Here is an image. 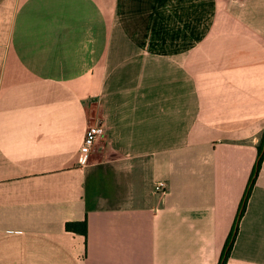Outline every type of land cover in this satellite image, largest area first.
<instances>
[{
  "label": "crops",
  "instance_id": "1",
  "mask_svg": "<svg viewBox=\"0 0 264 264\" xmlns=\"http://www.w3.org/2000/svg\"><path fill=\"white\" fill-rule=\"evenodd\" d=\"M263 131L264 0H0V264H217Z\"/></svg>",
  "mask_w": 264,
  "mask_h": 264
},
{
  "label": "trees",
  "instance_id": "2",
  "mask_svg": "<svg viewBox=\"0 0 264 264\" xmlns=\"http://www.w3.org/2000/svg\"><path fill=\"white\" fill-rule=\"evenodd\" d=\"M263 145H264V131H263V134L260 137L259 143L257 145V158H256V161L253 165L250 178L248 180V183L246 185L242 200L240 202L234 224H233L232 229L228 235V238H227L226 243L224 245V249L222 251L219 262L217 264H224L226 258L229 255L230 249L232 247L233 241H234L235 236H236L238 221H239L240 217L242 216V214L244 213L248 196H249L251 189L253 187V184L256 180V177L258 175V172H259V169H260L263 157H264ZM65 228L67 230L79 232L83 235H86V222H85V220L75 221V222H66Z\"/></svg>",
  "mask_w": 264,
  "mask_h": 264
},
{
  "label": "built area",
  "instance_id": "3",
  "mask_svg": "<svg viewBox=\"0 0 264 264\" xmlns=\"http://www.w3.org/2000/svg\"><path fill=\"white\" fill-rule=\"evenodd\" d=\"M105 132V126L102 122L89 125L85 132L80 144L79 150L76 155V163L78 165H84L93 149L96 140L101 137ZM167 187V181L165 179H159L155 183L154 189L156 191H164Z\"/></svg>",
  "mask_w": 264,
  "mask_h": 264
},
{
  "label": "water",
  "instance_id": "4",
  "mask_svg": "<svg viewBox=\"0 0 264 264\" xmlns=\"http://www.w3.org/2000/svg\"><path fill=\"white\" fill-rule=\"evenodd\" d=\"M263 149H264V145H263Z\"/></svg>",
  "mask_w": 264,
  "mask_h": 264
}]
</instances>
